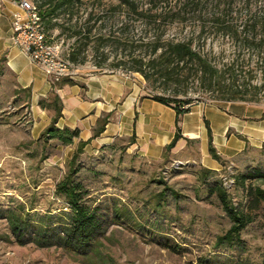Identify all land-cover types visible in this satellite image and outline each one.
Here are the masks:
<instances>
[{
    "label": "rangeland",
    "instance_id": "obj_1",
    "mask_svg": "<svg viewBox=\"0 0 264 264\" xmlns=\"http://www.w3.org/2000/svg\"><path fill=\"white\" fill-rule=\"evenodd\" d=\"M85 1L78 19L84 9L107 8L110 2L100 0L99 6ZM194 2L198 4L186 10L184 22L163 25L156 32L164 39L193 38L194 48L215 65L234 59L239 79L253 100L233 102L244 103L264 118V42L259 44L264 40V0ZM162 8L163 12L171 9ZM214 16L221 17L232 31L212 28L210 19ZM121 21L120 13L108 11L104 23L98 22L94 30L113 32L114 37L129 41L147 39L155 33L131 20L123 33L119 31ZM201 24L210 27L201 33ZM46 35L60 46L65 57L73 41L60 36L57 28L46 31ZM120 43H106L97 55L88 46L85 62L74 65L71 76L126 72L127 65L120 63L132 47ZM104 55L105 61L96 67ZM12 84L11 77H0V264H264V207L248 194L249 187L264 189V178L243 184L239 181L252 169L264 172V143L259 148H246L236 157L221 158L217 170L205 168L199 157L185 153L170 156L166 152L157 161L140 157L131 150L135 136H117L97 148H83L74 166V178L82 186V202L97 207L104 221L94 251L82 256L55 244L41 246L34 242L32 232L18 237L12 230L13 217L26 220L29 216L36 223L49 213L58 216L61 209L68 211L56 187L69 173L78 143L63 145L43 135L45 128L33 132L30 104H25L21 91L14 94ZM186 97L192 106L227 102L215 99L191 81ZM204 170L212 174L204 175ZM223 178L235 179L225 188L227 200L250 221L236 240L222 244L218 238L232 225L217 196ZM115 211L120 216L116 217Z\"/></svg>",
    "mask_w": 264,
    "mask_h": 264
},
{
    "label": "trees",
    "instance_id": "obj_2",
    "mask_svg": "<svg viewBox=\"0 0 264 264\" xmlns=\"http://www.w3.org/2000/svg\"><path fill=\"white\" fill-rule=\"evenodd\" d=\"M35 6L45 31L57 28L60 36L67 40H72V44L67 53L68 60L74 65L83 64L86 60L84 51L91 46L95 55H97L104 45L108 42H115L120 45L122 42L126 47H132L131 51L125 55V59L120 64L127 65L124 73H137L144 81L145 88L149 89L147 93L151 100L171 108L175 113L174 127L175 132L172 140L164 147V151L171 150L177 140L181 138L180 122L184 114L190 111L192 101L187 98V85L196 82L202 90L214 95L215 99L227 102L233 101H252L249 96L245 83L240 80V71L237 62L234 59L215 65L196 50L193 45V38L183 37L181 39H164L158 31L161 26L173 22H184L186 10L192 5L197 6L194 0H110L107 8L84 9L79 19L76 17L80 8L86 4L85 0H31ZM96 5L100 0H92ZM100 6V5H99ZM170 6V12H163L162 7ZM108 11L118 12L123 16L121 28L119 31L127 32L128 22L136 21L143 28H152L155 33L147 39L139 38L130 40L114 37L113 32L102 33L101 29H95L94 26L100 22L104 23L105 15ZM163 12V13H162ZM83 18V19H82ZM82 19V22L80 20ZM74 21V23L72 22ZM212 28L226 32H231L232 28L219 16L210 19ZM206 27L200 25L202 33ZM263 38L259 44H263ZM254 44V43H253ZM102 55V54H100ZM106 56L102 61L95 63L96 67H101ZM0 60V68H2ZM113 68L117 69L118 65ZM76 82L70 77H62L58 81H52L53 90L45 99L39 100V106L53 113L50 124L45 128L43 135L51 139L58 140L63 145L72 144L78 137V129L62 128L55 126L56 121L61 116V102L54 89L61 85H75ZM160 89L161 93H150ZM185 97V98H181ZM106 120L100 119L93 129L92 138L97 137L104 129ZM208 133V153L210 157L218 163H221V157L216 153L211 141L210 130L205 122ZM87 142L78 141L75 152L71 157L72 167L65 178L57 185L56 192L64 201V208L68 211H62L58 216L47 214L41 222L33 223L29 219L22 220L19 217H13V232L28 234L32 232L36 236L33 239L36 244L41 246L57 245L68 252L87 256L88 252L95 249V244L102 235L103 215L97 207H92L84 202L82 186L76 181L74 169L78 155ZM212 171L204 170V175L212 174ZM264 178V172L260 169H252L241 175L239 181L243 184L246 180ZM235 183V179H234ZM233 183V184H234ZM249 196L258 204L264 207V189L258 187L248 189ZM217 196L222 203L224 212L232 222L231 227L221 237L218 243H231L238 238L240 231L246 226L250 219L239 212L235 207L229 205L225 187L221 181L217 188ZM116 217L120 213L115 211Z\"/></svg>",
    "mask_w": 264,
    "mask_h": 264
},
{
    "label": "crops",
    "instance_id": "obj_3",
    "mask_svg": "<svg viewBox=\"0 0 264 264\" xmlns=\"http://www.w3.org/2000/svg\"><path fill=\"white\" fill-rule=\"evenodd\" d=\"M16 10L11 0L0 4V60L1 78L13 80L12 87L25 95L30 104L33 132L39 133L51 121L53 113L38 105L53 90L51 81L38 66L11 40L10 15ZM75 85H61L54 89L61 102V116L55 123L58 129H78V141L87 142V149L108 144L113 138L135 136L131 150L140 157L157 161L175 132L174 111L157 103L145 94L140 75L120 71L85 74L70 77ZM13 91V90H12ZM100 119L106 123L103 131L92 138L93 129ZM216 153L224 159L236 157L246 148H259L264 143V118L242 102L197 104L184 114L180 122L181 138L167 153L176 156L185 153L199 157L209 170L220 165L208 153V133ZM248 146V147H246Z\"/></svg>",
    "mask_w": 264,
    "mask_h": 264
},
{
    "label": "built area",
    "instance_id": "obj_4",
    "mask_svg": "<svg viewBox=\"0 0 264 264\" xmlns=\"http://www.w3.org/2000/svg\"><path fill=\"white\" fill-rule=\"evenodd\" d=\"M4 0H0V4ZM16 10L10 15L11 42L20 48L30 63L42 69L50 81L71 76L73 65L68 55L61 56L60 46L53 44L41 22L40 16L30 0H11ZM234 179L221 180L225 188L230 187Z\"/></svg>",
    "mask_w": 264,
    "mask_h": 264
}]
</instances>
